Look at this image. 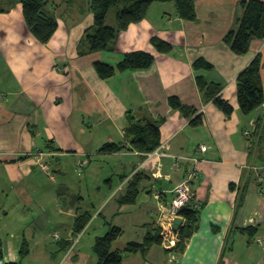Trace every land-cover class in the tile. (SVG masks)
<instances>
[{"label": "crops", "instance_id": "1", "mask_svg": "<svg viewBox=\"0 0 264 264\" xmlns=\"http://www.w3.org/2000/svg\"><path fill=\"white\" fill-rule=\"evenodd\" d=\"M242 1L246 0H195L196 22L177 17L172 3H155L145 19L119 35L112 51L80 56L78 44L93 25L88 0H54L50 4L58 27L46 44L28 31L17 0H1L0 181H6L16 192L18 203L29 206L33 200H29L27 182L34 184L37 153H50V163L59 165L70 159L80 168H89L94 162L118 167L101 178L108 191L104 190L107 194L99 206L81 192L75 193L73 206L62 199L59 215L67 221H58L60 234H52L57 246L54 251L41 252L39 261L96 264L91 238L103 235L106 224L123 231L113 244L117 251L129 243H141L149 230L161 229L172 189L182 182L185 168L194 165L184 160L176 168L171 162L169 174L161 176L160 158L174 156L199 159V178L191 185V200L202 208L198 230L180 255L167 252L164 244L155 245L144 258L139 253L125 255L122 264H264L262 137L259 132L245 137V131L254 129L256 112L243 115L236 97V79L257 55L261 56L264 87V39L252 41L245 55L234 54L223 40L242 17ZM155 36L171 46L169 53H157L151 44ZM134 51L153 55L152 66L116 71L106 80L97 75L96 62L115 66L126 53ZM200 59L212 69L195 70L194 63ZM198 76L221 87V97L233 107L229 118L203 99ZM171 97L194 113L184 112L185 116L173 109ZM198 115L200 120L193 125ZM151 124H159L161 145L159 153L148 154L142 161L125 135L131 126ZM110 143L123 149L112 154L99 151ZM203 144L207 146L205 152L199 150ZM140 172L146 180L141 183L136 203L119 204L129 181ZM49 179L54 181L53 176ZM97 191L100 194L102 189ZM1 193L5 197L3 190ZM85 212L92 218L80 234H75V219ZM9 214L0 199V221ZM45 220L39 218L42 224ZM184 223L182 217L180 227ZM246 228L252 232H245ZM21 229L20 225L18 234L0 236V264L21 260L19 248L26 240ZM85 239L90 247L84 250L80 243ZM67 242L70 245L63 253Z\"/></svg>", "mask_w": 264, "mask_h": 264}, {"label": "trees", "instance_id": "2", "mask_svg": "<svg viewBox=\"0 0 264 264\" xmlns=\"http://www.w3.org/2000/svg\"><path fill=\"white\" fill-rule=\"evenodd\" d=\"M22 7V14L28 31L41 44H46L55 33L58 23L56 16L49 11L50 4L54 0H17ZM68 1V0H65ZM195 0H89L88 8L93 14V25L88 28L83 35L77 50L80 56L97 52L112 51L119 35L127 30L131 24L138 23L147 17L150 7L155 3H172L176 16L188 22H196ZM243 14L237 20L235 28L229 30L224 36V42L236 55H245L250 49L251 42L264 39V2L258 0H246L241 2ZM116 8L115 26L106 24L109 11ZM3 12L0 0V13ZM151 44L157 53L167 54L171 51V46L153 37ZM155 58L153 55L134 51L126 53L123 58L112 66L104 62L94 64L95 71L101 79L112 77L116 71L143 70L152 66ZM262 68L261 56L257 55L251 63L239 74L236 79V97L239 111L245 115H253L259 107L264 106V87L261 82L260 71ZM194 69L211 70L212 65L204 60H197ZM199 91L207 102L220 110L226 118L233 113V107L220 95L221 87L217 84L207 82L202 76L196 78ZM170 106L185 113H194L186 108L174 97L169 99ZM185 112V113H184ZM200 120L199 115L191 122L197 125ZM260 133L264 137V114L255 121L253 135ZM252 135V136H253ZM128 143L141 155V160L145 156L155 152L161 145L159 124H151L146 127L131 126L126 131ZM119 144H105L99 150L101 153L112 154L122 150ZM45 153V152H41ZM50 154V153H49ZM50 160V158H49ZM51 161V160H50ZM124 179V178H123ZM146 180L142 172L136 173L127 186L126 194L118 199L121 205H132L136 203L141 183ZM192 199V198H191ZM201 207L195 206L192 200L181 210L180 214L185 219L183 226L178 230V242L171 250L176 255L182 254L186 248V241L198 230L201 218ZM92 214L85 212L77 215L74 222L73 232L80 234L89 223ZM106 232L95 238L92 251L97 258L96 264H122L125 255L139 253L143 258L155 245H162L161 229L149 230L141 243H129L123 251L113 250V244L119 240L123 231L111 224H106ZM245 232H252L251 228H246ZM25 244V243H24ZM70 243L65 244V253ZM168 252V251H167ZM62 253V254H63ZM29 251L26 247L20 250L21 256H27ZM3 255V242L0 239V260ZM21 262H3L2 264H20Z\"/></svg>", "mask_w": 264, "mask_h": 264}, {"label": "rangeland", "instance_id": "3", "mask_svg": "<svg viewBox=\"0 0 264 264\" xmlns=\"http://www.w3.org/2000/svg\"><path fill=\"white\" fill-rule=\"evenodd\" d=\"M116 10L114 7L109 11L106 19L107 25L115 26ZM259 150L262 153L263 161L264 137L261 138ZM36 166L38 169L34 171V184L27 182L30 186L28 190L29 200H33V204L29 206L21 202L18 203V199L14 197L16 192L11 189L6 181H0V199L5 202V206L7 205L10 210L8 218L0 221V236L7 237L18 234L16 230L21 225L26 240L22 242L19 249L26 247L29 251L28 255L33 254L31 258H27L28 255L21 256L20 264H48V262L39 261L37 256L43 251H54L57 246L52 234L54 232L60 234L58 221H67L65 217L61 218L59 215V204L62 203L63 198L66 199L67 197L57 194L58 187H66L68 189L67 193L70 195H76L77 192H81L85 198L90 195L92 203L99 206L107 194L104 190L108 191L101 178L111 174V170L118 169V167H114L112 164L108 165L106 162H94L89 168L86 166L80 168L70 159L63 160L60 165L50 163L49 174L41 170L38 165ZM57 170L62 174H57ZM171 171H173V168H171ZM51 176L54 177V181L49 179ZM115 180L116 176L113 177V183H115ZM98 188L102 189L100 194L97 191ZM1 190H3L5 197H2ZM7 195L9 198L6 197ZM67 203H69V200ZM39 218H46L44 224L39 222ZM93 237L91 238L92 241H94ZM89 245L87 239L82 240L80 243L84 250L88 249ZM55 253L57 252L55 251Z\"/></svg>", "mask_w": 264, "mask_h": 264}, {"label": "built area", "instance_id": "4", "mask_svg": "<svg viewBox=\"0 0 264 264\" xmlns=\"http://www.w3.org/2000/svg\"><path fill=\"white\" fill-rule=\"evenodd\" d=\"M245 137L251 138L253 135V130L251 131H245L244 132ZM201 152H205L207 150L206 145H200L199 147ZM156 153H159V150L157 149L155 151ZM51 154L49 153H37L35 155L36 159V165L39 166V168L49 174L50 171V160ZM172 159L171 162L174 163V166L176 168L180 167V163L184 160L186 161H193V166H188L185 168L184 178L182 182H180L177 186H175L172 189V200L170 201L169 208L166 214V219L164 220V224L161 227V237H162V244H164V247L166 251L169 253H172V249L176 246L178 242V230L173 229L174 221L178 218L182 219V216L180 214L181 210L188 204V202L192 198V191H191V185L193 182H195L199 178V169L197 167L199 159L197 158H180V157H170ZM258 168V170H260ZM157 199H159V195L156 194L155 196ZM173 254V253H172ZM172 260L175 259L174 256H171Z\"/></svg>", "mask_w": 264, "mask_h": 264}, {"label": "water", "instance_id": "5", "mask_svg": "<svg viewBox=\"0 0 264 264\" xmlns=\"http://www.w3.org/2000/svg\"><path fill=\"white\" fill-rule=\"evenodd\" d=\"M262 111H263V107H259L256 111V120H259L261 114H262ZM172 159L170 157H167V156H163L160 158V162H161V167H160V175L161 176H167L169 174V170H168V166L169 164L171 163ZM57 174H60L61 172L58 170L56 171ZM67 188L66 187H58V190H57V194L58 195H61V196H66L69 200V206H73L75 204V201L77 199V196L76 195H70L67 193ZM180 224H181V219L178 218L174 221V224H173V229L175 230H178L179 227H180Z\"/></svg>", "mask_w": 264, "mask_h": 264}, {"label": "bare ground", "instance_id": "6", "mask_svg": "<svg viewBox=\"0 0 264 264\" xmlns=\"http://www.w3.org/2000/svg\"><path fill=\"white\" fill-rule=\"evenodd\" d=\"M200 150V149H199ZM254 170V169H253ZM255 171V170H254ZM259 171V170H258ZM261 172V171H260ZM259 175H261V174H259ZM260 177V176H259ZM182 216V215H181Z\"/></svg>", "mask_w": 264, "mask_h": 264}]
</instances>
